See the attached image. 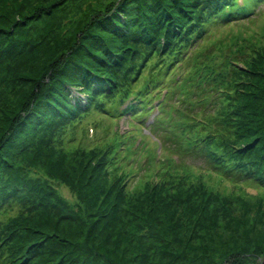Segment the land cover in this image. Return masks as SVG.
Masks as SVG:
<instances>
[{
  "label": "trees",
  "instance_id": "obj_1",
  "mask_svg": "<svg viewBox=\"0 0 264 264\" xmlns=\"http://www.w3.org/2000/svg\"><path fill=\"white\" fill-rule=\"evenodd\" d=\"M262 5L0 0V264H259L264 229L200 179L162 172L131 192L113 175L129 144H67L94 113L146 127L157 111L144 142H172L185 167L264 192V25L217 31Z\"/></svg>",
  "mask_w": 264,
  "mask_h": 264
},
{
  "label": "rangeland",
  "instance_id": "obj_2",
  "mask_svg": "<svg viewBox=\"0 0 264 264\" xmlns=\"http://www.w3.org/2000/svg\"><path fill=\"white\" fill-rule=\"evenodd\" d=\"M256 12L264 11V5L258 8ZM256 18V16H254ZM243 23H246L243 25ZM264 25V14L258 16L254 22H235L226 27L218 29L220 36L229 38L232 35L240 36L246 35L248 31H257ZM114 102H109L111 106ZM158 116L157 111L148 117V122L145 123L135 120L134 116L120 114L117 117H108L102 113H94L87 117L83 126H80L75 132L74 136L68 138V149L76 150L75 147L79 141H83V145L92 146L96 143H111L118 141L119 143L125 142L129 144L130 148L127 150V158L120 161L119 167L113 169L118 176L126 178L131 192L144 190L150 182L157 180L158 174L170 171L171 174L188 179H200V182L205 183L208 189L218 193L223 199L227 201L229 207L233 210L234 216H245L249 219L250 223L256 224L258 228L264 229L262 225L259 227V220L264 218V192L246 186H234L229 182L223 181L217 175H211L197 167L191 169L185 167L183 160H178L176 155L175 146L172 142L168 143V150H162L161 142L154 135L153 139L148 138L144 142V134H151L154 131L152 122ZM162 118L159 122L165 123ZM96 124V127H95ZM144 124V125H143ZM153 129L151 130L150 128ZM87 130V131H86ZM86 133V139H85ZM156 134V132L154 133ZM75 137V139H73ZM134 142V143H133ZM51 157L49 159H53ZM47 162V161H46ZM192 161H190L191 163ZM30 174L33 177L42 178L47 180L50 185L56 188L57 194L66 200L74 201V194L62 183H58L52 177L45 173L43 168L31 166ZM162 175V174H161ZM247 188L249 190H244ZM251 189V190H250ZM263 212V215L261 213ZM224 221H220L223 226ZM222 228V227H221ZM259 264H264V256L258 260Z\"/></svg>",
  "mask_w": 264,
  "mask_h": 264
}]
</instances>
